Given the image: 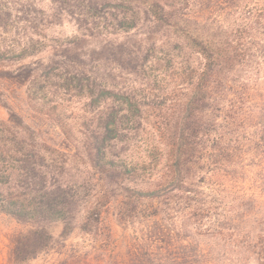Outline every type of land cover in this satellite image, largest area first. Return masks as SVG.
<instances>
[{
    "label": "trees",
    "instance_id": "1",
    "mask_svg": "<svg viewBox=\"0 0 264 264\" xmlns=\"http://www.w3.org/2000/svg\"><path fill=\"white\" fill-rule=\"evenodd\" d=\"M0 74L15 258L61 221V264H264V0H0Z\"/></svg>",
    "mask_w": 264,
    "mask_h": 264
},
{
    "label": "rangeland",
    "instance_id": "2",
    "mask_svg": "<svg viewBox=\"0 0 264 264\" xmlns=\"http://www.w3.org/2000/svg\"><path fill=\"white\" fill-rule=\"evenodd\" d=\"M20 26H22V23L18 24V28ZM70 29L66 25L63 27L65 34L69 33ZM12 34L13 32L5 33L3 41L5 44H9L11 38L16 39L18 37L16 34L12 37ZM21 92L22 87L17 82L0 77V116L14 118L13 115L21 111L19 108L21 102L18 100L21 97ZM131 220L127 222L126 220H120L115 215L112 206L107 212L105 223L110 226V230H114L119 242L123 244L134 233L133 231L140 229L135 227L138 226L137 219ZM29 227L27 224L15 221L7 214L0 213V264H61L65 258L64 254L66 255L69 252L76 254L78 248L85 244L84 237L77 232V230H80L77 226L56 221L47 224V230L51 233L52 239L42 252L32 258L26 259L25 256H28V253L15 258L13 250L16 236L25 233ZM100 230L104 229L101 228Z\"/></svg>",
    "mask_w": 264,
    "mask_h": 264
}]
</instances>
